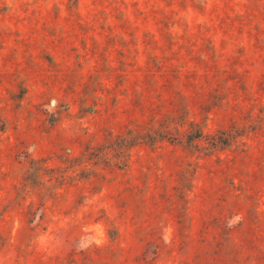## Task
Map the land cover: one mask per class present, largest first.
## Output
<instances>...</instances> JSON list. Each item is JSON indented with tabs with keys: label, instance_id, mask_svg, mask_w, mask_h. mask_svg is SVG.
Wrapping results in <instances>:
<instances>
[{
	"label": "rangeland",
	"instance_id": "rangeland-1",
	"mask_svg": "<svg viewBox=\"0 0 264 264\" xmlns=\"http://www.w3.org/2000/svg\"><path fill=\"white\" fill-rule=\"evenodd\" d=\"M0 264H264V0H0Z\"/></svg>",
	"mask_w": 264,
	"mask_h": 264
},
{
	"label": "trees",
	"instance_id": "trees-1",
	"mask_svg": "<svg viewBox=\"0 0 264 264\" xmlns=\"http://www.w3.org/2000/svg\"><path fill=\"white\" fill-rule=\"evenodd\" d=\"M130 40H132V39H130ZM152 61H153V62H155V61H156V56H153V59H152ZM195 138H201V135H200V136L198 135V136H197V137H195Z\"/></svg>",
	"mask_w": 264,
	"mask_h": 264
}]
</instances>
